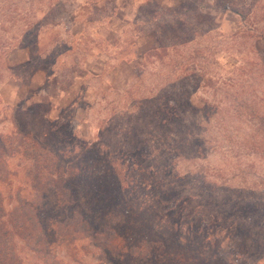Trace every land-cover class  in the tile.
<instances>
[{"label":"rangeland","instance_id":"374dc122","mask_svg":"<svg viewBox=\"0 0 264 264\" xmlns=\"http://www.w3.org/2000/svg\"><path fill=\"white\" fill-rule=\"evenodd\" d=\"M162 45L163 56L145 52ZM131 86L130 93L182 97V112L190 111L186 99H194L197 120L212 135L200 161L234 181L244 177L264 195L258 183L264 178V0H0L1 132L24 125L64 150L61 163L84 160L93 153L88 147L98 120L109 108H122ZM27 166L20 155L7 159L0 190L8 207L16 191L32 197ZM143 176L150 179L149 172ZM155 193H139L130 220L116 212L110 219L131 236L148 218L169 236L181 235L183 213L153 202ZM54 200L51 192L45 215L61 219L66 210ZM256 205L264 209V202ZM243 222L234 233L252 243L254 263L264 264V228ZM59 238L62 262L99 264L67 234ZM24 245L18 240L24 263L42 264ZM136 253L118 264H146L145 253Z\"/></svg>","mask_w":264,"mask_h":264},{"label":"trees","instance_id":"16d2710c","mask_svg":"<svg viewBox=\"0 0 264 264\" xmlns=\"http://www.w3.org/2000/svg\"><path fill=\"white\" fill-rule=\"evenodd\" d=\"M164 50L162 45L145 52L163 56ZM131 90L132 86L123 96L122 108H109L98 120L97 139L88 147L93 153L84 160L61 163L64 150L24 125L16 123L8 133L0 131V180L8 177L7 159L20 155L28 161L32 196L29 199L16 191L8 207L0 190V264H26L18 240L42 264H70L62 262L55 250L65 234L99 264H118L140 251L146 264L256 263L252 243L234 230L243 219L250 227L259 226L258 231L264 228L260 213L264 209L256 205L264 202L263 192L254 191L244 177L234 181V176H224L221 167L200 161L206 158L212 135L201 128L194 99H186L190 111L182 112V97ZM182 162L189 163L180 167ZM143 172H149L150 179L141 178ZM101 189L105 196H100ZM144 190L150 195L156 192L153 202L183 213L178 216L185 228L181 235L169 236L160 221L148 218L131 236L110 219L116 212L130 220L137 207L134 201ZM51 192L54 204L66 210L61 219L45 215V199ZM137 238L139 244L134 243Z\"/></svg>","mask_w":264,"mask_h":264}]
</instances>
